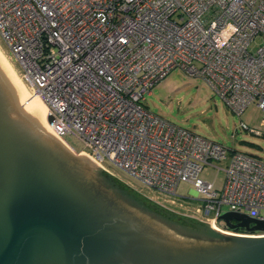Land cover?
Here are the masks:
<instances>
[{
    "label": "built area",
    "instance_id": "2783aa9c",
    "mask_svg": "<svg viewBox=\"0 0 264 264\" xmlns=\"http://www.w3.org/2000/svg\"><path fill=\"white\" fill-rule=\"evenodd\" d=\"M0 39L50 130L74 136L105 172L110 163L166 199L192 185L193 218L216 232L226 230L223 206L264 219V161L228 154L141 105L178 69L203 78L237 116L250 104L264 111V0H0ZM227 157L218 190L200 175Z\"/></svg>",
    "mask_w": 264,
    "mask_h": 264
},
{
    "label": "water",
    "instance_id": "95a60500",
    "mask_svg": "<svg viewBox=\"0 0 264 264\" xmlns=\"http://www.w3.org/2000/svg\"><path fill=\"white\" fill-rule=\"evenodd\" d=\"M15 89L0 64V264H264V219L224 212L249 233L201 239L76 156Z\"/></svg>",
    "mask_w": 264,
    "mask_h": 264
},
{
    "label": "rangeland",
    "instance_id": "374dc122",
    "mask_svg": "<svg viewBox=\"0 0 264 264\" xmlns=\"http://www.w3.org/2000/svg\"><path fill=\"white\" fill-rule=\"evenodd\" d=\"M260 42L261 38L256 39L251 45V50H255ZM0 63L8 72L9 77L11 76L16 88L17 97L14 106L17 105L18 108L26 109L33 93L22 82L18 66L9 57L1 39ZM141 105L177 127L222 145L229 150L228 154L234 151L252 155L264 161V136L260 135L264 132V111L258 108L256 104H250L240 116H237L226 107L222 99L211 90L203 78L193 77L176 69L159 82L149 95L143 96ZM39 111L41 112L38 115H41L47 124V116L41 109ZM241 124H244L248 130L255 131V133L250 134L248 130L242 129ZM64 141L73 149L72 151L76 156L81 155L78 151L84 147L74 136L68 135L64 137ZM90 160L95 163L92 159ZM228 161L229 157L222 162H211V166H204L200 176L213 183L215 188L219 190L224 182L223 170L228 165ZM105 165L110 170L108 174L113 178L141 197L161 207L164 211L201 222L193 218L191 212L197 205L193 201L197 197V192L192 185L179 184L175 196L166 199L164 196L142 186L114 165L110 163H105ZM168 199H174L175 203L168 202ZM228 211V207H222L223 213ZM204 224L213 230L207 223ZM222 231L230 232L224 229Z\"/></svg>",
    "mask_w": 264,
    "mask_h": 264
},
{
    "label": "trees",
    "instance_id": "16d2710c",
    "mask_svg": "<svg viewBox=\"0 0 264 264\" xmlns=\"http://www.w3.org/2000/svg\"><path fill=\"white\" fill-rule=\"evenodd\" d=\"M170 217L175 224L185 227L187 230L202 232L203 234L202 236H200V238L203 240H224V238L223 237L221 238L220 236L216 238L214 232L206 224L202 222L188 219V218H185L184 216L181 217L176 214ZM234 233L246 234V233H243L241 229L235 230Z\"/></svg>",
    "mask_w": 264,
    "mask_h": 264
},
{
    "label": "bare ground",
    "instance_id": "6f19581e",
    "mask_svg": "<svg viewBox=\"0 0 264 264\" xmlns=\"http://www.w3.org/2000/svg\"><path fill=\"white\" fill-rule=\"evenodd\" d=\"M1 64V63H0ZM2 65V64H1ZM5 69V68H4ZM8 73V72H7ZM11 78V76H10ZM12 79V78H11ZM13 81V80H12ZM26 109L28 111L31 112V114L35 115L36 112H38V114H40L41 111H39L40 109L42 110V112H44V114L47 116V108L45 106V104L43 103V101L40 99V97L38 95H32L31 96V100L27 103V107ZM48 117V116H47ZM46 117V119H47ZM48 124V123H47ZM49 126V124H48ZM50 128V126H49ZM64 142V141H63ZM65 143V142H64ZM66 144V143H65ZM222 234H226V235H230V236H234L231 235L230 232H226V231H221ZM230 233V234H229Z\"/></svg>",
    "mask_w": 264,
    "mask_h": 264
},
{
    "label": "clouds",
    "instance_id": "9594fccd",
    "mask_svg": "<svg viewBox=\"0 0 264 264\" xmlns=\"http://www.w3.org/2000/svg\"><path fill=\"white\" fill-rule=\"evenodd\" d=\"M228 28L231 29L233 32L236 31V28H235V26H233V25H228ZM227 231H229V230H227Z\"/></svg>",
    "mask_w": 264,
    "mask_h": 264
},
{
    "label": "flooded vegetation",
    "instance_id": "af4514ba",
    "mask_svg": "<svg viewBox=\"0 0 264 264\" xmlns=\"http://www.w3.org/2000/svg\"><path fill=\"white\" fill-rule=\"evenodd\" d=\"M232 223H233V224H236L235 221H233ZM241 230H242V229H241ZM242 231H243V233H246V234L249 233V232H247V231H245V230H242Z\"/></svg>",
    "mask_w": 264,
    "mask_h": 264
}]
</instances>
